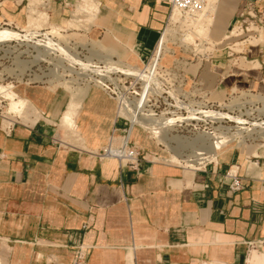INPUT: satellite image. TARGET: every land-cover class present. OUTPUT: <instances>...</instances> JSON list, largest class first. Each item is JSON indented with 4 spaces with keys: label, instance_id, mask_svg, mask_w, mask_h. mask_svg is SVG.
<instances>
[{
    "label": "crops",
    "instance_id": "crops-1",
    "mask_svg": "<svg viewBox=\"0 0 264 264\" xmlns=\"http://www.w3.org/2000/svg\"><path fill=\"white\" fill-rule=\"evenodd\" d=\"M92 1L103 11L104 42L112 35L148 61L164 29L165 4ZM256 1L223 0L226 29ZM263 48L200 61L189 76L217 93L210 95L215 102L233 88L262 92ZM16 92L40 115L33 124L0 126V260L74 264L82 253L83 264H264V150L230 149L196 170L177 168L153 161L159 145L133 127L128 142L143 159L136 168L119 167L95 156L124 137L113 98L92 90L67 107L70 98L65 106V95L46 86ZM63 114L76 136L65 140L57 128L56 141L53 126ZM226 173L240 179L241 191L229 192Z\"/></svg>",
    "mask_w": 264,
    "mask_h": 264
},
{
    "label": "rangeland",
    "instance_id": "rangeland-1",
    "mask_svg": "<svg viewBox=\"0 0 264 264\" xmlns=\"http://www.w3.org/2000/svg\"><path fill=\"white\" fill-rule=\"evenodd\" d=\"M211 1L206 0V6H204L207 7ZM222 2L223 0H216L212 24L210 23L206 40L199 36V27L205 24L204 15L196 18V16L179 12V23L169 26L168 18L173 10L164 5L166 19L162 35L169 29L168 36L164 44H160V37L150 60L148 63L145 61L142 64L130 48L118 43L112 35L109 42H104L103 39L107 32L106 23L102 19L103 11L100 4L98 8L96 7V11H93L94 17H92L90 15L92 11L81 12L76 9V0H66L64 2L62 0H0V31L8 30L17 35L13 39L14 41L10 40L0 44V93H2L1 88L6 87L8 88L7 92H14L21 97L16 92L18 87L24 85L46 86L56 93L65 95V106L70 98L67 107L78 106L80 101V104H82L87 94L92 90H101L108 97L113 98L116 107L120 104L119 100L121 99L127 103L133 102L140 98V94L141 97L146 96L150 91L155 95H161L162 98L169 95L174 100L183 102L185 105L188 104L187 106L192 105V109H196L195 107L201 104L203 100L215 102V99H211L210 95L217 96V93L205 91L206 97L203 98V94L199 95V92L195 91L194 86H192V82L195 80H192L189 75L194 74L196 64L223 54L227 55L228 59L234 60L243 56L247 49L264 45V30L257 29V31H254L253 28L245 25L240 27L238 23L235 25L231 23L226 29L227 22L225 24V21L229 18L225 16L227 12H221L220 10ZM30 19L35 20L32 22ZM244 28H248L250 31L246 32ZM233 30L242 31V34L238 38H223ZM47 42L60 46L61 50L50 51L49 56H43L41 61L29 66V68L25 67L35 56H40L39 50L47 51L41 47L37 48L39 45L44 46ZM71 55L77 58V61H81L80 63H89L90 67L87 68V71L74 64L71 66V63L67 62L68 57ZM106 58L111 63L105 62ZM240 61L243 62L242 59ZM117 64L120 66H116ZM149 64H151L149 73H151V76L153 75L150 76V91L142 85V78L139 77L133 78L122 75L120 71H112L111 74L108 73L106 76L107 79L103 77V79L101 77L98 79V74L91 72V70L100 71L98 75L100 76L108 71L109 67L124 68L129 66L141 72L143 70L142 73L146 75L143 68ZM254 67H258L257 64ZM67 87L69 92L75 93V96L69 94ZM228 91L229 93L226 96L221 94L220 99L218 98L219 100L215 102L219 105L217 108L219 113L226 115V119L221 120L218 124L223 129L205 122L207 125L198 124L200 130H203L207 135L224 132L223 134L227 138L226 140L229 139V143L219 152V155L230 149H242L244 151L259 149L263 151L264 125L258 129L251 127H254L253 124L264 123V89L262 92H249L239 88L229 89ZM3 95H0V101H3L1 111H8L9 101L5 96V92ZM200 97H202V100ZM152 98L149 96V102L146 103L144 108L151 113L154 105H158L154 103ZM159 101L161 106L155 113L156 117L160 116L158 112H165L162 100ZM39 115L37 110H30L23 118L25 122L14 117L15 121L13 123L16 121H20L19 123L22 124L29 123L34 120L35 116L38 117ZM166 116L162 117L166 118ZM236 119L244 121L245 124L240 125ZM240 126L253 130L237 134L236 131ZM53 129L54 140L59 141L56 135H60V132L57 131L56 126H53ZM58 129L64 135L65 140L71 139L60 128ZM186 130L191 129L188 127ZM144 131V137L153 138L154 142L159 145L157 146L156 155L153 157L156 159H153V161L177 168H188L187 166L191 164L194 170L215 162L213 161L214 158H207V155H204L203 157L206 158L199 163L186 162L193 160L194 153L197 152L198 148L183 144L182 141H191L190 138L193 139V137L184 134L185 138H182V134L178 130L175 131V127L166 128V137L170 139L167 143L163 140L161 134L157 136L148 129ZM120 138L122 139L123 136L121 135ZM120 138L117 143L113 144V147L119 146ZM60 144L65 148H79L75 146L78 145V142L73 144L61 142Z\"/></svg>",
    "mask_w": 264,
    "mask_h": 264
},
{
    "label": "bare ground",
    "instance_id": "bare-ground-1",
    "mask_svg": "<svg viewBox=\"0 0 264 264\" xmlns=\"http://www.w3.org/2000/svg\"><path fill=\"white\" fill-rule=\"evenodd\" d=\"M215 4H216V0H212L207 5V7H205L199 14L196 15V18L198 16L204 15L205 24H204V26H200L199 27V36L202 37L204 40H206L208 38L209 26H210V23L212 21V15H213V13L215 11V7H216ZM96 7H97V5L92 0H76V9L78 11H81V12L82 11H86V12L92 11V14H90L92 17H94V14H93L94 12L93 11H96ZM37 18H38V16H37ZM196 18H195V20H196ZM188 19H190V18H188ZM30 20L33 22V20H35V19H33V20L30 19ZM36 20H38V19H36ZM177 23H179V12H177L176 10L173 9V11L171 12V15L168 18V25L169 26H173L174 24H177ZM29 24H30V22H29ZM168 32H169V29H167L163 33V35L161 36V39H160V44H164V42H165V40H166V38L168 36ZM238 33H239V31L233 30L228 36H226V39L235 38V37L238 36ZM26 36H28V35H26ZM16 37H17V35H15L13 32H9L8 30H2V31H0V44L4 43V42H7V41H10V40H13ZM39 47H41L42 49H45L47 51L39 50L40 51V53H39L40 56H35L32 59V61L28 62L27 65H25V67L29 68V66H32V65L36 64L37 62L41 61L43 56H46V55L50 54V51L61 50L60 46H57V45H54V44H51V43H48V42L44 46H40L39 45L37 48H39ZM104 61L107 62V63L110 62V60L108 58H106ZM67 62L71 63L70 64L71 66H72V64H74V65L80 67V69H84L86 71H87V68L90 67L89 63H80L81 61L80 62L77 61V58H75L73 55L68 57ZM102 63H103V61H102ZM70 65H69V67H70ZM116 66H118V64ZM150 68H151V64H149L147 67L143 68V69H145L144 72H146V75H144L142 73L143 70L141 72V71L137 70L136 68H131L129 66H125L124 68L109 67L108 71H105L100 76H98L100 71L91 70V72H94V73L98 74L97 75L98 79L100 77L101 78L103 77V78L107 79L106 76L108 75V73L111 74L112 71H120L122 73V75L130 76V77H133V78L134 77L142 78L141 79L143 81L142 85L149 90L150 89L151 77L153 76V75L151 76V73H149L150 72ZM98 79H97V81H98ZM108 80H109V78H108ZM10 88L12 89V87H10ZM1 89H2V91H1L2 93H0V95H3L4 92H5V96H6V98L9 101V103H8V105H9L8 106L9 107L8 111L7 110L4 111L3 116L0 117V126H1L2 129L5 130L10 125H12V123L15 121L14 117H16L20 121H22L23 118L28 114V112L30 110L35 111V108L33 107V105L28 100L17 96L14 92H7L6 90H8V88L4 87V88H1ZM67 89H68V87H67ZM147 89H146V92H147ZM68 92H69V89H68ZM69 94L75 96L74 92H69ZM152 94H153V92H151V91L146 96H142L141 97V94H140V98H139L140 101H138L139 99H137V100H135L133 102H130V103H127V102L123 101L122 99L119 100L120 98L118 97L119 99H117V100L120 101V104L117 107V115L119 117L122 116V117L126 118L127 120L131 121L130 122L131 124H138V125L146 128V129H148L149 131H152L154 133V135L158 136V134L159 135L161 134V136L163 137V140L166 141V143L170 140L169 138L166 137V128H171L175 122H178V121L179 122H186V121H201L202 122V121H206V120L221 121V120H225L226 119V115L223 114V113H219V112L218 113L201 112L200 116H194L193 112H189L187 117H185V118L184 117L182 118L179 114H173V115H170V116H166V118H164V117H162V116H165L164 113H162L159 117H153V114L149 110H145L144 109L146 107V103L149 101L148 100L149 96H151ZM6 98H4V99H6ZM124 100H125V98H124ZM186 105H188V104H186ZM195 106H197V105H195ZM229 118H227V119H229ZM37 119H38V117L35 116L34 120H31L29 123H24V124H33ZM236 120H237V122L240 125H244L245 124V122L240 120V119H236ZM23 122H25V120H23ZM253 125H254V127H251V128L258 129V128H262V125H264V123L263 124H253ZM57 128H60L65 135H68L71 138H75V136H76V134L74 133V130H73L72 119L66 114H63L59 118V121H58V124H57ZM253 129H249L247 127L240 126L238 128V131H236V132H237V134H240V133H242L244 131L248 132V131H251ZM223 133L219 132V133H215L213 135H207V134L200 135L198 138L201 140V145H202L201 147L202 148H198L197 152L194 153L192 161H186V162H192V163H195V164L199 163V162H201L202 160H204L206 158V157H203L204 155H207V158H215V156L218 155L219 152L221 150H223V148L226 147L227 144L229 143V141H228L229 139L226 140L227 138H225ZM230 139H231V137H230ZM182 142H183V144H186V145H193L194 141L193 140H191V141H186L185 140V142L184 141H182ZM110 144H112V143H110ZM187 167L190 170H194V167L191 164H189ZM0 264H6V263H5L4 260L1 259L0 260ZM246 264H248L247 259H246Z\"/></svg>",
    "mask_w": 264,
    "mask_h": 264
},
{
    "label": "built area",
    "instance_id": "built-area-1",
    "mask_svg": "<svg viewBox=\"0 0 264 264\" xmlns=\"http://www.w3.org/2000/svg\"><path fill=\"white\" fill-rule=\"evenodd\" d=\"M145 1H151L154 3H161L165 4L169 7V9L173 10L175 9L178 12H181L186 15H191V16H196L199 14L204 7L206 6V0H145ZM205 5V6H204ZM239 26L241 27L242 25L248 26L250 28H253L254 31H257L259 29L260 31L264 30V0H257L256 3L252 4L249 3L246 7V10L240 14L239 16V21L237 22ZM235 25V24H234ZM246 32L250 31L248 28H244ZM154 53V50L149 57L148 61L152 57ZM147 61V63H148ZM193 80V79H192ZM194 86L195 91L199 92V95L203 94V98L206 97V92L202 90V85L198 81H193L192 82ZM154 94V93H153ZM151 95L152 100L154 103L158 104L157 106L154 105L153 108V117H156V112L160 108V99L162 100V105H164V115L170 116L173 114H179L182 118L187 117L189 112H193L194 116H200L201 112H212V113H218V107L219 105L216 104L215 102H208L206 100H203L201 104H198V107H195L196 109H192L191 106L185 105L183 102H180L178 100H174L169 95H167L166 98H162L161 95ZM202 100V97H200ZM169 101V102H168ZM149 102V101H148ZM3 101H0V117L3 116L2 114L4 111H1ZM130 103V102H128ZM160 115L162 114L161 112ZM186 115V116H184ZM118 119L126 125V129L124 130V137H126L125 142H120L118 147H113L112 144H109L103 148L100 152L95 153V156L99 157L100 159H115L119 163V167L123 166H129L132 168H136L143 159V156L141 152L131 146L128 142V137L130 130L133 127H140L143 130H146V128L138 125V124H131L129 120H127L124 117H119ZM189 122V124H188ZM208 122L211 126L212 125H217V128L222 129L220 124V121L216 120H206V121H186V122H175L172 127H175V131L178 130L182 135V138H185L183 135L186 134L188 137H193V139L190 138V140H193V147L196 148H202L201 146V140L198 138L200 135H205L203 130H200V126L198 124L203 123L207 125ZM194 123V124H192ZM14 123H12L13 125ZM12 125H10L8 128H10ZM190 127L191 130H186V128ZM198 127V128H195ZM6 128V129H8ZM205 129V128H204ZM185 131V132H183ZM153 133V132H152ZM154 134V133H153ZM226 175L230 179V183L227 186L229 192L231 193H236L238 191H241L243 189V184L240 181L239 178L236 177L235 174L232 173H226ZM1 240V238H0ZM9 244V243H7ZM249 247L253 248L254 244L253 243H248ZM84 262V257L82 253H78L74 264H83Z\"/></svg>",
    "mask_w": 264,
    "mask_h": 264
}]
</instances>
